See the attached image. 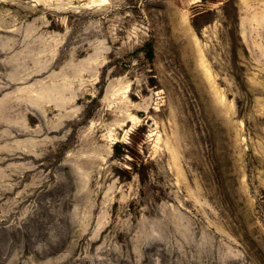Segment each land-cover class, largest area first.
I'll return each mask as SVG.
<instances>
[{
    "label": "rangeland",
    "instance_id": "rangeland-1",
    "mask_svg": "<svg viewBox=\"0 0 264 264\" xmlns=\"http://www.w3.org/2000/svg\"><path fill=\"white\" fill-rule=\"evenodd\" d=\"M0 264H264V0H0Z\"/></svg>",
    "mask_w": 264,
    "mask_h": 264
},
{
    "label": "trees",
    "instance_id": "trees-1",
    "mask_svg": "<svg viewBox=\"0 0 264 264\" xmlns=\"http://www.w3.org/2000/svg\"><path fill=\"white\" fill-rule=\"evenodd\" d=\"M195 28L197 30L198 33H201V29L202 27L198 26V25H195ZM149 58L151 59V55H149ZM124 146L126 147V145H121L120 143H117L115 146H114V152H115V155L118 156L119 154L123 153V149H124ZM123 148V149H122Z\"/></svg>",
    "mask_w": 264,
    "mask_h": 264
}]
</instances>
